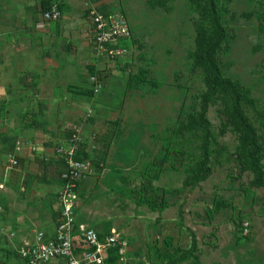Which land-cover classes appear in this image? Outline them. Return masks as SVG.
Returning a JSON list of instances; mask_svg holds the SVG:
<instances>
[{"label":"rangeland","instance_id":"obj_1","mask_svg":"<svg viewBox=\"0 0 264 264\" xmlns=\"http://www.w3.org/2000/svg\"><path fill=\"white\" fill-rule=\"evenodd\" d=\"M195 1L0 0V213L43 197L37 219L52 229L67 169L56 151L74 135L91 163L76 180L75 222L101 237L115 229L121 264H264V190L251 186L219 103L207 111L211 174L190 184L200 156L190 122L205 91ZM216 1L227 34L219 64L253 100L243 109L264 170V0ZM44 6L58 11L56 24L42 19ZM89 6L127 19L121 61L91 51Z\"/></svg>","mask_w":264,"mask_h":264},{"label":"built area","instance_id":"obj_2","mask_svg":"<svg viewBox=\"0 0 264 264\" xmlns=\"http://www.w3.org/2000/svg\"><path fill=\"white\" fill-rule=\"evenodd\" d=\"M46 22H57L59 13L51 8L42 13ZM86 21L90 35V49L97 57L107 60L121 61L129 52L130 46L124 43L132 42L131 29L127 19L121 13L101 12L93 6L86 9ZM96 77L92 83L96 84ZM77 138L69 141V148L57 149V154L66 164V171L61 176L62 187L58 194V218L51 236L43 231H36L32 243H26L19 248L18 253L24 264H49L52 261L61 264H105L108 249L119 244V233L111 229L100 239L98 234L86 224L77 225L74 217L75 187L79 174L90 169V161L75 160ZM11 166L16 165L10 160ZM13 236V233L10 234ZM121 264V261L118 262Z\"/></svg>","mask_w":264,"mask_h":264},{"label":"trees","instance_id":"obj_3","mask_svg":"<svg viewBox=\"0 0 264 264\" xmlns=\"http://www.w3.org/2000/svg\"><path fill=\"white\" fill-rule=\"evenodd\" d=\"M195 4L201 10L202 20L197 26L193 60L204 72L205 91L200 97L199 112L190 122V127L200 133V156L190 173V184L194 187L211 174L209 163L214 135L212 126L207 119V111L210 105L219 103L223 108L229 127L238 137L236 155L242 168L252 174L251 186L264 190V170L261 165L262 145L256 128L245 116L243 109L244 106H253V100L240 84L223 76L218 60V52L225 42L227 34L221 22L217 1L196 0ZM43 9L44 11L49 10L50 6H44ZM99 10L106 12L103 8ZM131 44L132 42H127L123 45L128 47ZM86 157V155L77 154L75 160H82ZM98 236L103 239L106 235L101 237L98 234ZM195 246V237L192 235V247ZM119 250V244L110 247L105 264H118ZM170 262L173 263L175 260L171 259Z\"/></svg>","mask_w":264,"mask_h":264},{"label":"crops","instance_id":"obj_4","mask_svg":"<svg viewBox=\"0 0 264 264\" xmlns=\"http://www.w3.org/2000/svg\"><path fill=\"white\" fill-rule=\"evenodd\" d=\"M51 23L56 24V22ZM59 162L60 161H55L53 166L59 164ZM49 164L50 163H48V165ZM25 169H32L31 164L28 165L27 162H25ZM32 179L33 177L29 175V180ZM0 186L3 187L1 184ZM32 195L31 197H33ZM9 196H12V193H10ZM42 204L43 197L33 198L31 203H25V205H23L19 199H16L15 204L10 203V210L5 213H0V226H3L6 230H8L6 231V235L3 236L0 234V264H24L18 250L24 244L32 243L35 236V230L43 231L47 236L52 235L57 223L58 211L55 222L51 223L53 225L52 229H47L45 227L46 223H42L37 219L41 213L40 210L42 209ZM21 206L25 207V209ZM11 233H13V236H10ZM49 264L61 263L52 261Z\"/></svg>","mask_w":264,"mask_h":264}]
</instances>
